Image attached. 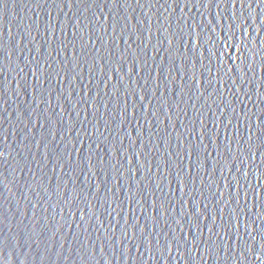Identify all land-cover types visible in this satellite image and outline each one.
<instances>
[{"label": "water", "instance_id": "95a60500", "mask_svg": "<svg viewBox=\"0 0 264 264\" xmlns=\"http://www.w3.org/2000/svg\"><path fill=\"white\" fill-rule=\"evenodd\" d=\"M0 153V264H264V0H2Z\"/></svg>", "mask_w": 264, "mask_h": 264}, {"label": "snow or ice", "instance_id": "6c2138e0", "mask_svg": "<svg viewBox=\"0 0 264 264\" xmlns=\"http://www.w3.org/2000/svg\"><path fill=\"white\" fill-rule=\"evenodd\" d=\"M0 2H2V0H0ZM0 156H3V153H0ZM5 179H6V177L0 176V183H4ZM0 255H2V253H0ZM258 259H259V257H258Z\"/></svg>", "mask_w": 264, "mask_h": 264}]
</instances>
